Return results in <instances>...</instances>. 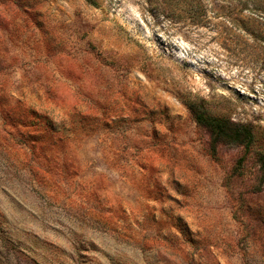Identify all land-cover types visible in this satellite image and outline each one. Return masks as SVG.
<instances>
[{
	"label": "rangeland",
	"instance_id": "1",
	"mask_svg": "<svg viewBox=\"0 0 264 264\" xmlns=\"http://www.w3.org/2000/svg\"><path fill=\"white\" fill-rule=\"evenodd\" d=\"M263 156L264 0H0V264H264Z\"/></svg>",
	"mask_w": 264,
	"mask_h": 264
},
{
	"label": "trees",
	"instance_id": "2",
	"mask_svg": "<svg viewBox=\"0 0 264 264\" xmlns=\"http://www.w3.org/2000/svg\"><path fill=\"white\" fill-rule=\"evenodd\" d=\"M190 107L191 110H193L196 121L199 125L210 128L211 130H213L216 133H219L220 135L222 134V132L224 131L223 128H225L223 121H219L217 120V118L208 116L207 112L200 110L198 107L194 105H190ZM231 138L233 141L241 140L247 147H249L253 143L254 135L250 130L236 129ZM262 160L264 165V156L262 157Z\"/></svg>",
	"mask_w": 264,
	"mask_h": 264
}]
</instances>
